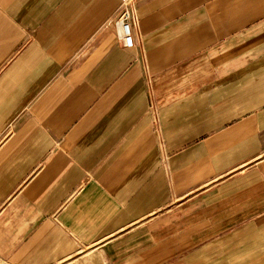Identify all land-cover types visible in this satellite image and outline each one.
<instances>
[{"label": "crops", "instance_id": "crops-1", "mask_svg": "<svg viewBox=\"0 0 264 264\" xmlns=\"http://www.w3.org/2000/svg\"><path fill=\"white\" fill-rule=\"evenodd\" d=\"M0 0V264H264V0Z\"/></svg>", "mask_w": 264, "mask_h": 264}, {"label": "built area", "instance_id": "built-area-1", "mask_svg": "<svg viewBox=\"0 0 264 264\" xmlns=\"http://www.w3.org/2000/svg\"><path fill=\"white\" fill-rule=\"evenodd\" d=\"M132 2L133 0H122L121 8L119 9L114 21L119 31V37L122 46L126 49H130L133 46V37L131 32V13L129 10Z\"/></svg>", "mask_w": 264, "mask_h": 264}]
</instances>
